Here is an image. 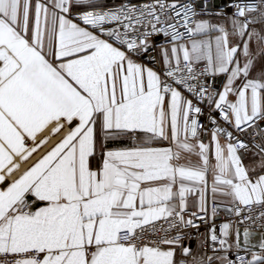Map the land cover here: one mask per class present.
Wrapping results in <instances>:
<instances>
[{"label":"snow or ice","instance_id":"snow-or-ice-1","mask_svg":"<svg viewBox=\"0 0 264 264\" xmlns=\"http://www.w3.org/2000/svg\"><path fill=\"white\" fill-rule=\"evenodd\" d=\"M0 264H264V0H0Z\"/></svg>","mask_w":264,"mask_h":264},{"label":"built area","instance_id":"built-area-1","mask_svg":"<svg viewBox=\"0 0 264 264\" xmlns=\"http://www.w3.org/2000/svg\"><path fill=\"white\" fill-rule=\"evenodd\" d=\"M218 2H221V3H222V2H223V0H218Z\"/></svg>","mask_w":264,"mask_h":264}]
</instances>
